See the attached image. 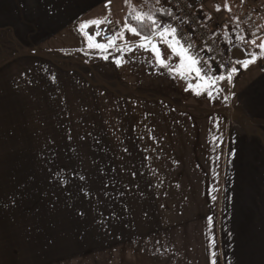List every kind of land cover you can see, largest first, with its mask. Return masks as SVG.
<instances>
[{
	"label": "crops",
	"instance_id": "0c3cea01",
	"mask_svg": "<svg viewBox=\"0 0 264 264\" xmlns=\"http://www.w3.org/2000/svg\"><path fill=\"white\" fill-rule=\"evenodd\" d=\"M164 2L131 0L145 10H170ZM107 3L0 0V159L5 147L48 145L51 99H89L97 114L103 98L105 113L114 109L122 121L107 130L121 134L119 145L138 149L124 159L143 164L142 177L154 204L157 200L152 233L157 235V264H211L213 250L217 264H263L258 258L264 252V93L256 91L259 80L229 107L225 90L213 92L215 99L197 96L187 81L156 65L149 52L128 53V62L117 67L112 56L104 60L89 50L78 31L83 21L108 15L109 9V18L122 24L125 0ZM127 39L139 38L129 34ZM161 48L167 59L166 46ZM156 98L157 109H152ZM214 136L220 139L214 142ZM16 157L9 151L4 160ZM155 162L157 173L151 169ZM18 175L25 173L0 170V264H66L64 210L58 208L57 219H51L49 197L38 193L41 207L35 213L34 186H27L29 179L17 182ZM142 209L135 205L133 224ZM242 240L245 245L239 246Z\"/></svg>",
	"mask_w": 264,
	"mask_h": 264
},
{
	"label": "rangeland",
	"instance_id": "374dc122",
	"mask_svg": "<svg viewBox=\"0 0 264 264\" xmlns=\"http://www.w3.org/2000/svg\"><path fill=\"white\" fill-rule=\"evenodd\" d=\"M194 3L205 24L229 51L236 47L245 55L252 51L255 48L250 44L253 33L258 37L257 43L264 41V0H194ZM226 3L231 11L225 8ZM225 33L229 36L225 37ZM239 35H244L245 40L240 41ZM236 66L239 71L233 80L219 85L226 92L229 107L257 80L256 91L264 93V59H258L247 68ZM240 81L244 83L240 85ZM223 84H227V88L222 87ZM90 104L89 99H51L48 145L3 148L0 170L25 173L23 178L18 175L17 182L29 179L27 186H34L35 213L38 206L41 207L37 204L41 194L49 197L51 219H57L58 208L64 210V217L60 215L65 219L66 264H157V235L152 234L157 230V200L154 204L146 179L142 177L143 164L124 159L137 155L138 149L119 145L117 140L121 139V134L107 130L116 128L122 121L114 109L113 114L105 113V99H98L97 114ZM152 106L157 109V98ZM241 139L244 141L245 137L241 135ZM9 151L17 155L16 161L4 160ZM151 165L157 173V162ZM139 204L143 208L142 215L140 213V221L133 224L131 220L137 214L135 205ZM219 214L218 234L223 205ZM243 245L245 240L239 243ZM220 251H223L222 246ZM258 258L264 264V252L259 253ZM221 260L223 263V257Z\"/></svg>",
	"mask_w": 264,
	"mask_h": 264
},
{
	"label": "snow or ice",
	"instance_id": "6c2138e0",
	"mask_svg": "<svg viewBox=\"0 0 264 264\" xmlns=\"http://www.w3.org/2000/svg\"><path fill=\"white\" fill-rule=\"evenodd\" d=\"M150 0H142V3H149ZM159 5L161 0H155ZM243 2V0H242ZM111 3H108L105 7ZM125 4L128 5L127 13L124 17L123 23L118 29H113L109 34L107 29L101 28L103 24H112V20L109 18V14L101 18H94L87 21H83L78 31L85 37L86 46L89 50H97L102 59L108 60L112 56L114 63L117 67L127 63L126 54L134 53L136 50H143L149 52L156 65L160 68L166 69L173 77H179L182 80L187 81V88L195 91L197 96L207 94L209 97L215 99L213 92L217 95L224 91L221 88V81L231 82L233 77L238 73L239 68L236 65H240L247 68L250 64L255 63L258 59H264V41L257 43L258 37L253 33V39L250 44L255 48L252 51L246 52L247 59L241 61L237 60L235 63L227 68L226 72H216L212 68L208 60H204L196 51V46L190 40L182 35V29L174 26L172 23L164 22L162 17L173 14L167 8L160 6L148 8L145 10L142 6H136L131 3V0H125ZM225 8L231 11V7L226 3ZM216 10H220V5L217 4ZM158 14H160L158 16ZM211 19V17H209ZM239 18L237 17V20ZM95 26V31L90 32L87 29ZM138 37L136 42H130L127 39V35ZM229 33H225V37H228ZM100 37V40H97ZM240 41L245 40L244 35H239ZM229 43L232 41L229 39ZM161 45L166 46L168 50V58L165 59L164 51H162ZM255 49H258L255 50ZM83 50V49H82ZM212 49L209 48L208 51ZM113 53H120L121 55L114 56ZM173 58H178V62H173ZM153 61L150 60L149 63ZM219 68H224L225 65L219 64ZM195 80V83L193 81ZM232 95H235L233 93ZM228 99L227 96L224 97ZM219 127V122H215ZM220 138L213 137V141L216 142ZM127 151V149H125ZM230 156L235 155L234 152L229 153ZM135 175V173H133ZM84 179V177H81ZM66 183V181H64ZM215 199V197H214ZM211 221V217L208 218ZM210 248H215V240L212 239L209 245ZM211 264H217L216 257L217 252L211 251Z\"/></svg>",
	"mask_w": 264,
	"mask_h": 264
},
{
	"label": "built area",
	"instance_id": "2783aa9c",
	"mask_svg": "<svg viewBox=\"0 0 264 264\" xmlns=\"http://www.w3.org/2000/svg\"><path fill=\"white\" fill-rule=\"evenodd\" d=\"M165 2L173 15L164 22L172 23L182 29V35L186 40H190L195 44L196 51L204 60L209 61L216 72H226L227 68L232 66L235 61L231 57L230 51L215 36L213 29L205 24L194 0H165ZM120 25L119 22L112 20L111 25L103 24L101 28L107 29L110 34L113 29H118ZM88 31L94 32L95 26L88 29ZM100 39V37H97V40ZM209 48L212 50L208 51ZM219 64H223L225 67L219 68Z\"/></svg>",
	"mask_w": 264,
	"mask_h": 264
},
{
	"label": "water",
	"instance_id": "95a60500",
	"mask_svg": "<svg viewBox=\"0 0 264 264\" xmlns=\"http://www.w3.org/2000/svg\"><path fill=\"white\" fill-rule=\"evenodd\" d=\"M231 56L232 58L237 61V60H244L247 58V56L245 55V53L243 52V50H241L240 48H233L231 50Z\"/></svg>",
	"mask_w": 264,
	"mask_h": 264
},
{
	"label": "trees",
	"instance_id": "16d2710c",
	"mask_svg": "<svg viewBox=\"0 0 264 264\" xmlns=\"http://www.w3.org/2000/svg\"><path fill=\"white\" fill-rule=\"evenodd\" d=\"M236 45V44H235Z\"/></svg>",
	"mask_w": 264,
	"mask_h": 264
}]
</instances>
